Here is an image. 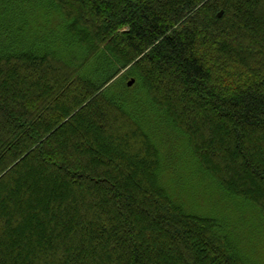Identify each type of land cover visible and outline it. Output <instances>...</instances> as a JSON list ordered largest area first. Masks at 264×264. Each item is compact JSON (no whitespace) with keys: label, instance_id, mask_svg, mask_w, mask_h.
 I'll return each instance as SVG.
<instances>
[{"label":"trees","instance_id":"16d2710c","mask_svg":"<svg viewBox=\"0 0 264 264\" xmlns=\"http://www.w3.org/2000/svg\"><path fill=\"white\" fill-rule=\"evenodd\" d=\"M28 2L56 40L23 44ZM31 2L0 0V264H252L168 142L264 220V0Z\"/></svg>","mask_w":264,"mask_h":264},{"label":"rangeland","instance_id":"374dc122","mask_svg":"<svg viewBox=\"0 0 264 264\" xmlns=\"http://www.w3.org/2000/svg\"><path fill=\"white\" fill-rule=\"evenodd\" d=\"M37 1L38 0H32L31 3L33 6L37 4ZM41 9H43V11L35 10L34 13L30 14V2L25 5L24 11L27 20L34 25L42 24L45 26V29H39L38 34L34 35V31L32 33L33 28L29 25L23 34V44L30 43L37 39L43 40L45 38L48 40H56V32L58 31V26L62 23V19L59 13L54 10L45 7H41ZM125 71L126 70L121 72V74ZM135 83L136 81L131 86H128L129 90H125L122 82L118 81L117 86L113 91H129L128 96L131 99L137 98L139 103L143 105L144 90L139 86L137 89L136 86H134ZM168 143L170 154L174 156V161H177L178 170L183 178L182 180V178L178 179L175 176L170 183L171 186H174L177 193L180 192L182 194V198L186 201V208L200 211L202 213L218 214L220 216L223 215V212L233 214L234 221L239 228L238 233L245 241L247 250L249 251L248 254L251 263L264 264V220L261 218L260 214L250 205L239 201H230L225 205H221L219 202L221 201V193L216 185L210 180L192 174L194 166H189L187 163V157L181 156L185 153V149L177 140H170ZM189 177L193 178V181L191 180L193 184L191 188H188L185 185V182ZM180 180H182V182ZM171 190L173 191V189Z\"/></svg>","mask_w":264,"mask_h":264},{"label":"water","instance_id":"95a60500","mask_svg":"<svg viewBox=\"0 0 264 264\" xmlns=\"http://www.w3.org/2000/svg\"><path fill=\"white\" fill-rule=\"evenodd\" d=\"M222 15H223V11H221V12L219 13L218 16L221 17ZM134 82H135V80L132 79V80H130V81L128 82V85L131 86Z\"/></svg>","mask_w":264,"mask_h":264}]
</instances>
